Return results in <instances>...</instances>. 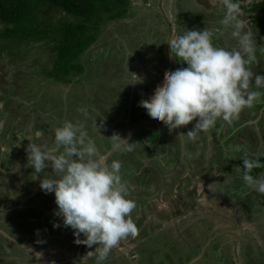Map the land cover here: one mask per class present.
I'll return each instance as SVG.
<instances>
[{
	"label": "rangeland",
	"instance_id": "obj_1",
	"mask_svg": "<svg viewBox=\"0 0 264 264\" xmlns=\"http://www.w3.org/2000/svg\"><path fill=\"white\" fill-rule=\"evenodd\" d=\"M132 1L128 16L103 20L96 40L80 57L82 72L69 74L68 82H56L45 74L56 56L52 42L13 44L10 54L7 51L0 59V149H4L0 150V264H72L66 258H72L75 250L81 258L73 261L74 264H97L92 254L96 245L77 243L74 230L63 226L62 218L57 215L60 227H53L54 221L49 217L38 215L35 219H42L47 226L30 224L38 233L48 228L47 235L23 232L22 236L15 231L22 229L19 204L25 191L31 192L29 208L37 202L39 192L40 197L42 192L55 197L40 186L41 177L53 175L51 165L36 173L28 164L27 136L35 140V135L42 133L36 143L52 148L54 130L65 121L84 126L108 166L113 160L122 163L127 198L139 206L133 217L138 234L122 240L111 251L106 264H264V195L245 184L241 165L234 162L229 146L221 149L220 154L207 151L209 134L200 133L197 139L202 141L203 149L199 160L177 165L173 161L181 159V138L187 143V132L196 122L184 125L187 131L181 126L170 134L166 125L152 118L151 123L145 121L150 116L140 106L141 100L149 99L166 82V73L176 67H187L172 54L168 43L170 27L175 35L182 34L184 29L207 28L215 45L235 46L231 30L220 24L223 8H206L209 4L206 0H165L164 4L162 0ZM162 9L171 21L170 27ZM44 15L53 24L79 20L52 6L44 10ZM176 17L181 25L177 24ZM249 27L257 47H264L261 31L251 23ZM256 55L257 62L251 68L264 75V54L257 50ZM253 107L259 112L258 122L248 127L243 121L242 134L253 136L249 150L260 155L264 147L260 143L264 132L260 130L261 125L264 127V102ZM82 108L87 109V117L80 111ZM243 110L238 119L249 113L248 108ZM130 124L137 131L135 138L130 135ZM116 125L123 128L120 130ZM142 136L144 142L156 139L155 161H150L149 148L145 146L148 143L141 142ZM119 137L122 141L134 142V149L131 152L114 150L110 156L111 146ZM157 159L162 163L171 159L177 170L171 164V170H167L168 164L163 163L162 170L158 171L157 164L161 163ZM237 168L241 171H236ZM260 175H264V170L253 176ZM163 177H166L164 182ZM225 180L231 183L230 187L225 186ZM223 186L225 196L238 203L224 197L219 189ZM80 239H84L82 234ZM65 244L73 248L57 247Z\"/></svg>",
	"mask_w": 264,
	"mask_h": 264
},
{
	"label": "clouds",
	"instance_id": "obj_2",
	"mask_svg": "<svg viewBox=\"0 0 264 264\" xmlns=\"http://www.w3.org/2000/svg\"><path fill=\"white\" fill-rule=\"evenodd\" d=\"M210 3L223 8L220 24L231 30L235 46L229 49L215 45L207 28L184 29L168 42L174 58L187 67L166 73V82L158 86L154 95L140 101L148 115L154 121H163L169 130L195 120L187 132V138L193 141L199 132L208 130L218 120L231 122L243 109L264 98V75L255 74L251 68L257 62V50L264 54V47L256 45L250 20L243 18L241 0ZM80 111L88 116L86 108ZM93 124L97 126L95 120ZM42 135L37 133L35 140L27 136L28 164L36 173L51 165L53 175L41 177L40 186L46 193L55 194V214L62 218L63 226L74 230L77 243L96 245L92 254L97 264H106L109 254L122 240L138 234L133 217L139 206L127 198L122 163L113 160L108 166L82 124L65 121L55 128L52 148L36 143ZM113 149L131 152L134 142L120 138ZM242 165L245 184L264 195V175L251 174L253 169L264 167L259 156L244 159ZM53 227L60 224L54 223Z\"/></svg>",
	"mask_w": 264,
	"mask_h": 264
},
{
	"label": "trees",
	"instance_id": "obj_3",
	"mask_svg": "<svg viewBox=\"0 0 264 264\" xmlns=\"http://www.w3.org/2000/svg\"><path fill=\"white\" fill-rule=\"evenodd\" d=\"M132 2V0H0V59L4 53L10 54L13 44L52 42L56 56L45 74L56 82H68L71 79L69 74L82 72L83 64L80 57L96 40V32L103 20L126 17ZM48 6L58 8L79 20H63L53 24L44 19V10ZM252 10L264 11V4L257 3ZM256 22L264 33V23L261 20ZM216 132L214 129V133ZM259 158L264 164V151ZM242 161L243 159L239 161L241 168ZM263 170L264 167L255 168L251 174L255 175Z\"/></svg>",
	"mask_w": 264,
	"mask_h": 264
},
{
	"label": "flooded vegetation",
	"instance_id": "obj_4",
	"mask_svg": "<svg viewBox=\"0 0 264 264\" xmlns=\"http://www.w3.org/2000/svg\"><path fill=\"white\" fill-rule=\"evenodd\" d=\"M139 1H141V0H139ZM138 0H137V2H139ZM163 1V4L165 3L164 1L165 0H162ZM161 1V2H162ZM206 2H209V4H208V6H206L204 3H203V5L202 6H206V8H209V9H217V7H214L211 3H210V0H206ZM257 3H260V4H264V0H241V9H242V12L244 13V16L246 15V19L248 18V19H250V23L251 24H253V27H257V29H258V31L260 32L261 30L258 28V23L256 22V20H261L262 21V23H264V11H255V10H252L253 9V6L255 5V4H257ZM130 9L131 8H129V11H128V14H127V16L130 14ZM176 10H177V12H176V16L179 14V10H178V7H176ZM162 14L165 16V20H166V24H167V26H171V24H170V20L168 21L167 20V16L164 14V11H163V9H162ZM243 16V17H244ZM176 22H177V24L178 25H181L179 22H178V20H177V17H176ZM169 38H173V34L175 35V33L172 31V28L170 27V31H169ZM261 41L263 42L264 41V33H263V31H261ZM166 36H168V35H166ZM168 38V39H169ZM174 38H175V36H174ZM169 43V42H168ZM168 45L169 44H167V48H168ZM9 64V63H8ZM176 69H177V67H176ZM13 77V76H12ZM0 79H2V78H0ZM133 117V116H132ZM151 118V117H150ZM134 120V119H133ZM146 123V122H145ZM154 124V123H153ZM158 124H164L163 123V121H159L158 122ZM123 124H121V126H122ZM125 125V124H124ZM165 125V124H164ZM121 126H119V125H116V127L118 128V129H122L123 127H121ZM134 126V125H133ZM125 127V126H124ZM129 128H131L132 129V131L130 132V135L131 134H133V137H134V135L136 134V130L134 131L133 130V128H132V124H130L129 126H128ZM128 129V128H127ZM168 129V128H167ZM214 129H212V130H210V131H208V134H209V137H213L215 134H217V135H220L218 132H216V133H214V131H213ZM204 134H207V133H204ZM126 135H129V132L127 131V134ZM237 135H239L238 133H237ZM132 136V135H131ZM225 138H226V140H224V144H222V145H219L218 147L215 145V142H216V139H213V140H210V139H207L208 141L206 142V144H207V146L205 147V149L207 150V151H214L215 153H217V151H218V154H220V150L222 149H225L227 146H229V148H231L232 147V149L231 150H235V151H237L238 150V146L239 145H241L240 144V140L239 139H236L235 137H226V136H224ZM135 138V137H134ZM142 138H143V136H142ZM239 138H241V139H243L244 141H245V143H249L250 142V135H245L244 134V138L243 137H240L239 136ZM144 139L145 138H143V140H141V142H144ZM156 139H158V135L156 136ZM154 141H155V139H154ZM151 142L150 140H146V142H144V143H148L149 145H150V147H149V145L148 144H145V146H147L148 148H149V150H148V157H149V159H150V161H155V155H154V151H155V149H154V144H155V142ZM197 141V142H196ZM196 141H194L193 143L192 142H190L189 143V145H188V147L185 145H181L182 146V150H181V152H180V157H181V159H180V161H177V162H174L173 161V163H176L177 165L179 164V162H180V165L181 164H183V165H185L186 163H187V161L188 160H199V158H200V154L202 153V149H203V147H202V141L200 140V139H196ZM236 142H238V144L236 143ZM181 143H182V140H181ZM158 144H161V141H159L158 142ZM168 150V149H167ZM169 151V150H168ZM188 151H191L192 153H191V155H188ZM263 151H264V147H263V149L260 151L261 153H263ZM113 152H114V149H113V146H111V152L109 153V155L110 156H112L113 155ZM105 154H108V152H105ZM179 155H177V156H175L176 158L179 156ZM154 157V158H153ZM158 160V159H157ZM159 161V160H158ZM170 161H171V159L168 161L167 159H166V162L165 161H163V163H164V166H165V163L166 164H168V165H166V169L167 170H171V168L170 167H173V163H170ZM197 162V161H196ZM159 163H161V165L160 164H157V165H159V167L157 166V169H158V171H159V169L160 170H162L161 168H163V163L161 162V160L159 161ZM169 164H171V166L169 167ZM173 168H175L174 169V171H176L177 170V167L175 166V167H173ZM225 172V171H224ZM260 172H262V171H260ZM260 172H258L257 173V175L260 173ZM227 173H230V172H227ZM164 174H167L166 172L164 173ZM165 178L166 177H163L162 179H163V182L165 181ZM226 181V184L227 185H225V186H227V187H230L231 186V183H227L228 181L227 180H225ZM166 187V186H165ZM164 187V188H165ZM220 190H222V193H223V195H224V197H226L225 196V194H224V192L226 191V189H225V187L223 186V187H220ZM14 193H17V191H14ZM24 194L26 195H28V196H24V198H23V201L21 200V202H20V204H19V209H20V211H22L21 212V215H20V217L19 218H21L22 219V223H21V225H22V229H20V231H18V229L16 228L15 229V231L16 232H18L19 234H21L22 236H23V232H28L29 234H35L36 232H35V230L32 228V226L30 225V224H34L35 226H37V225H44V226H47V224H45V223H43L42 222V219L41 220H38V219H35L36 217V215H38L39 217L40 216H42V217H45V218H47L48 219V217H49V219H52L53 221H54V223H58V224H60L61 222L60 221H58L60 218L59 217H57L56 215H55V211H57V208H55L56 207V203L52 200V199H50L49 198V196H46V195H44V193H42V196H43V198H42V196L40 197V192L38 193V198H42V199H45V201H41L40 200V203H37V202H35L34 204H33V207H30L29 208V204H30V202H28V200L30 201L31 200V198H30V194H31V192H29V191H25L24 192ZM15 195H18V194H15ZM227 198V197H226ZM228 200H231V201H233L234 203H238V201H235L234 200V198H227ZM242 205V204H241ZM22 207H23V210H22ZM28 208V209H27ZM256 209V208H255ZM34 213H36V214H34ZM138 213V212H137ZM51 214H52V216L53 217H51ZM10 220H13V219H10ZM240 222V221H239ZM241 223V222H240ZM48 229V228H47ZM47 229H45L44 228V231H41L40 233H39V235H47L48 233H50V230H47ZM20 244H21V242H20ZM66 245V244H65ZM67 246V245H66ZM45 253V252H44ZM43 255V254H42ZM52 258V257H51ZM42 259H43V256H42ZM67 259H69V258H66V260ZM55 262V261H54ZM53 262V263H54ZM61 262V261H60ZM59 264V263H58Z\"/></svg>",
	"mask_w": 264,
	"mask_h": 264
},
{
	"label": "crops",
	"instance_id": "obj_5",
	"mask_svg": "<svg viewBox=\"0 0 264 264\" xmlns=\"http://www.w3.org/2000/svg\"><path fill=\"white\" fill-rule=\"evenodd\" d=\"M216 32H218L219 31V29H217V30H215ZM174 35V34H173ZM172 35V36H173ZM175 37L176 36H178L177 34L176 35H174ZM226 48H230V47H226ZM255 74H259L257 71H253ZM254 78L255 77H253V81H254ZM262 102H264V98H261L259 101H257V103H254V106L255 107H258V106H260L261 105V103ZM249 110V113H246V112H248L247 110H246V117H245V115H243V117L241 116L239 119L238 118H236V119H234V120H232L231 122H225V121H223V120H218L216 123H215V125L213 126V127H210L208 130H205V131H201V132H199L198 133V135H197V138L200 136V133H202V134H204V133H208V131H210V130H212V129H215V130H217V132L220 134V135H217V134H215L212 138H211V140H213V139H216V142H215V144L218 146V144L219 145H222V144H224V140H226V138L224 137V136H226V137H236V139H239L240 140V144L241 145H239L238 146V150L237 151H235V150H231L232 149V147L229 149L230 150V152H231V154H232V156H233V158H234V162H236V163H238L239 164V161H241L242 159L244 160V159H247V158H252L253 156H254V154H252V152L249 150L250 149V146L252 145V142H253V136L250 138L251 140H250V142L249 143H245V141L243 140V139H241V138H239V136L240 137H243L244 138V134H242V128H243V121L245 122V124L248 126V127H251L255 122H258V118H257V116H258V114H259V112H258V110H256L253 106L251 107V108H248ZM253 109H255V110H253ZM243 111H245V110H242L241 112H243ZM136 113V112H135ZM133 117H136V116H133ZM257 118V119H256ZM133 120V119H132ZM136 119H134L133 121H135ZM242 120V122H240ZM145 121H149L150 123L152 122V119L150 118V117H148L147 118V120H145ZM137 122V121H136ZM196 121L194 120V121H192L191 122V124L193 125V123H195ZM133 123H135V122H133ZM141 124L142 125H144L145 123H142L141 122ZM149 124V123H148ZM237 124H241V127L238 125L237 126ZM139 126V125H138ZM138 126H136V129H138L139 127ZM217 127V128H216ZM187 126H183V131H187ZM264 130V127L261 125V128H260V130ZM168 130H169V128H168ZM190 130V129H189ZM172 131L173 130H170V134L172 133ZM214 131V130H213ZM237 133L239 134V135H237ZM241 133V134H240ZM169 137H170V135H169ZM209 137V136H208ZM207 137V139H209ZM196 138V139H197ZM261 141H260V143H264V132L262 133V135H261ZM206 139V142L208 141ZM181 140H182V143H180L182 146L184 145H186L187 147H188V145H189V143L190 142H194V141H196V140H189L188 139V141H187V143L185 142V139H182L181 138ZM155 144H156V139H155ZM249 144V146H248V149L246 150L245 149V147H247V145ZM239 156L240 158H238V157H236V156ZM256 156H261L262 155V153L259 155V154H255ZM233 162V163H234ZM208 167V165H204L203 167ZM202 167V168H203ZM40 191V190H39ZM42 192V191H41ZM43 193V192H42ZM48 196H49V198L50 199H52L54 202H55V197L54 196H52V195H50V194H47ZM26 196H28L27 194L25 195V197ZM40 200H41V198H37V203H40ZM36 202V201H35ZM55 208H58V206L56 205V207ZM56 212V211H55ZM56 215V214H55ZM51 217H53L52 216V214H51ZM37 234H39L38 232H36ZM52 246H55V245H52ZM57 247H59V248H61V249H64V250H69V249H71V248H73V247H69V246H66V245H64V246H57ZM75 252H76V250H75ZM74 251H73V253H72V258H69V260H72L71 262H72V264H74L73 263V261H76L77 260V258L79 259V258H81V255L80 256H77L76 255V253H75ZM76 255V256H75ZM63 261H65V260H63ZM62 261V262H63ZM52 264V263H51Z\"/></svg>",
	"mask_w": 264,
	"mask_h": 264
}]
</instances>
